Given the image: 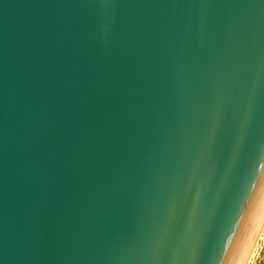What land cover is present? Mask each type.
<instances>
[{"label": "water", "instance_id": "obj_1", "mask_svg": "<svg viewBox=\"0 0 264 264\" xmlns=\"http://www.w3.org/2000/svg\"><path fill=\"white\" fill-rule=\"evenodd\" d=\"M264 218V0H0V264H243Z\"/></svg>", "mask_w": 264, "mask_h": 264}, {"label": "rangeland", "instance_id": "obj_2", "mask_svg": "<svg viewBox=\"0 0 264 264\" xmlns=\"http://www.w3.org/2000/svg\"><path fill=\"white\" fill-rule=\"evenodd\" d=\"M250 264H264V233L258 242Z\"/></svg>", "mask_w": 264, "mask_h": 264}, {"label": "bare ground", "instance_id": "obj_3", "mask_svg": "<svg viewBox=\"0 0 264 264\" xmlns=\"http://www.w3.org/2000/svg\"><path fill=\"white\" fill-rule=\"evenodd\" d=\"M263 233H264V218H263L262 223H261V225L259 227V230H258L257 235L255 237V240H254V242L252 244V247H251V249H250V251H249V253H248V255H247V257H246V259H245L243 264H250L251 263V260H252V258L254 256V253H255V250H256V247H257L258 242H259V240H260V238H261Z\"/></svg>", "mask_w": 264, "mask_h": 264}]
</instances>
